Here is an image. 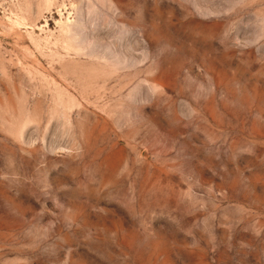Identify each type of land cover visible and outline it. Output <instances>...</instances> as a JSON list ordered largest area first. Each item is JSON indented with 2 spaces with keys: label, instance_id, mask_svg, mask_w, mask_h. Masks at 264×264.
<instances>
[{
  "label": "rangeland",
  "instance_id": "rangeland-1",
  "mask_svg": "<svg viewBox=\"0 0 264 264\" xmlns=\"http://www.w3.org/2000/svg\"><path fill=\"white\" fill-rule=\"evenodd\" d=\"M0 264H264V0H0Z\"/></svg>",
  "mask_w": 264,
  "mask_h": 264
}]
</instances>
